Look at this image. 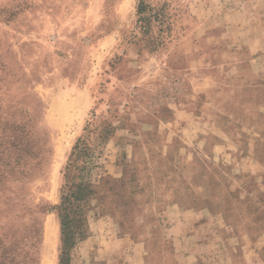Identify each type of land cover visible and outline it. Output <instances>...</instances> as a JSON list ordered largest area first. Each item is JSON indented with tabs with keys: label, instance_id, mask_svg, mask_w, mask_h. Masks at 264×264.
<instances>
[{
	"label": "rangeland",
	"instance_id": "1",
	"mask_svg": "<svg viewBox=\"0 0 264 264\" xmlns=\"http://www.w3.org/2000/svg\"><path fill=\"white\" fill-rule=\"evenodd\" d=\"M137 2L0 0V134L41 150L0 184V233L59 264L64 166L97 128L71 264H264V0H146L153 35Z\"/></svg>",
	"mask_w": 264,
	"mask_h": 264
},
{
	"label": "trees",
	"instance_id": "2",
	"mask_svg": "<svg viewBox=\"0 0 264 264\" xmlns=\"http://www.w3.org/2000/svg\"><path fill=\"white\" fill-rule=\"evenodd\" d=\"M136 16L137 28L144 34L153 35L151 24L158 21L159 13L146 0H138ZM155 42L156 37L153 44ZM85 131L77 139L67 158L59 203L54 207L60 223L59 264H71L72 249L86 236L88 202L96 193L92 181V172L96 167L95 151L90 140L93 135L94 139H101L103 136L97 128H85ZM40 155L37 138L25 123L4 126L0 134V184L8 176H31ZM8 242L6 236L0 233V264H27L30 254L25 246L11 242L7 245Z\"/></svg>",
	"mask_w": 264,
	"mask_h": 264
}]
</instances>
